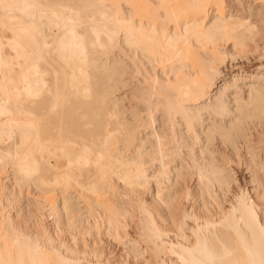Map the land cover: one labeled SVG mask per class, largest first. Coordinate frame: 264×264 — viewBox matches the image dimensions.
Wrapping results in <instances>:
<instances>
[{"label":"bare ground","instance_id":"1","mask_svg":"<svg viewBox=\"0 0 264 264\" xmlns=\"http://www.w3.org/2000/svg\"><path fill=\"white\" fill-rule=\"evenodd\" d=\"M253 51L264 0H0V264H264Z\"/></svg>","mask_w":264,"mask_h":264},{"label":"rangeland","instance_id":"2","mask_svg":"<svg viewBox=\"0 0 264 264\" xmlns=\"http://www.w3.org/2000/svg\"><path fill=\"white\" fill-rule=\"evenodd\" d=\"M239 7V6H238ZM240 8V7H239ZM236 9V8H235ZM241 9V8H240ZM255 52H257V51H253L251 54H249V56H248V58L249 59H247V58H245V57H240V58H242V59H240V58H238L237 60H234V62H235V64H234V62H231L230 60H227L228 62H227V66H229L228 68H225L224 69V71H223V73H226V72H230V71H232V70H235L237 67H240V65H242V66H244L245 68H247V69H249V70H253V69H255V67H257L258 65H260V63L261 64H264V56H262V55H260L259 53H256L255 54ZM260 57V58H259ZM249 62V63H248ZM238 63V64H237ZM242 63V64H241ZM245 63V64H244ZM234 65V66H233ZM230 66H232V67H230ZM237 168L236 167H234V170H236ZM239 170H241V169H239ZM238 170V171H239ZM240 172V174L242 175V174H245V170L243 171V172H241V171H239ZM239 172H237V174L239 173ZM25 188H27V190L25 189ZM24 188V191L25 192H27L26 193V195H30L29 197H32L34 194H35V197H36V195H37V193H36V191L34 190V188H28V187H25ZM32 190H33V192H32ZM23 191V193H25ZM34 191H35V193H34ZM34 193L33 195H32V193ZM23 193L21 194V196L23 195ZM53 194L55 195V197H56V199H59V197L57 196L58 194L57 193H55V192H53ZM24 196V198H28V196ZM32 195V196H31ZM17 198H20V196L19 197H17ZM32 198H34V196L32 197ZM129 230H131L130 231V233L132 234V235H134L135 233L133 232L134 230H133V228L131 227V228H129ZM134 233V234H133ZM65 234H68V233H66L65 232ZM106 237H107V239H106ZM103 241H105L106 243V247H107V249L108 250H111L112 251V253H114V254H116V253H118V252H121L122 251V248L124 247V245H123V247H122V242H118V240L117 239H115V238H110V237H108V236H104L103 235ZM111 239V240H110ZM130 260V264H144V263H142V261L141 260H135V259H133V258H130L129 259Z\"/></svg>","mask_w":264,"mask_h":264}]
</instances>
